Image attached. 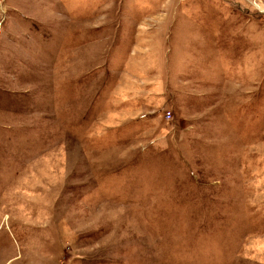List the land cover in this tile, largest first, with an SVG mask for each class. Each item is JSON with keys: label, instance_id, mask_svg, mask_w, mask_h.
I'll use <instances>...</instances> for the list:
<instances>
[{"label": "rangeland", "instance_id": "rangeland-1", "mask_svg": "<svg viewBox=\"0 0 264 264\" xmlns=\"http://www.w3.org/2000/svg\"><path fill=\"white\" fill-rule=\"evenodd\" d=\"M0 264H264V0H0Z\"/></svg>", "mask_w": 264, "mask_h": 264}]
</instances>
